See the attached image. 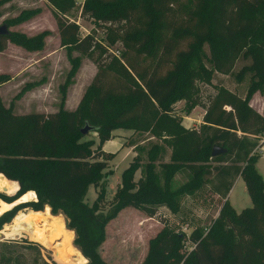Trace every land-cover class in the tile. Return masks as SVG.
Returning <instances> with one entry per match:
<instances>
[{
	"label": "trees",
	"instance_id": "obj_1",
	"mask_svg": "<svg viewBox=\"0 0 264 264\" xmlns=\"http://www.w3.org/2000/svg\"><path fill=\"white\" fill-rule=\"evenodd\" d=\"M48 1L61 13L55 14L61 45L89 57L97 72L74 110L18 115L0 104V191L7 194L0 193V199L12 203L28 191L36 193V200L2 213L0 228L22 209L48 206L74 232L73 245L86 264H107L99 247L106 224L121 209L132 206L153 217L157 206H165L176 214L183 196L207 184L222 199L217 217L205 230L195 228L189 235L164 225L149 240L140 264H264V180L255 167V149L264 139V109L261 115L248 105L256 90L264 91V0H84L79 16L114 26L113 40L120 38L124 47L119 57L98 45L93 35H81L78 23L66 16L72 0ZM256 30L261 48L252 46ZM40 37L5 31L0 33V52L7 40L39 49ZM80 55L68 53L69 75L81 66ZM239 57L250 60L236 74L238 80L250 75L245 96L219 87L207 100L199 129L183 126L174 106L182 99L199 104L192 90L205 72L203 58L228 74ZM8 80L0 74V85ZM85 125L97 132L95 150L92 141L82 140ZM119 128L155 137L164 133L171 152L157 171L154 162L162 146L151 143L144 164L138 159L122 171L114 203L104 210V159L113 154L101 144ZM213 146L226 151L212 157ZM137 169L141 175L134 181ZM182 170L190 173L189 179L173 186ZM239 176L251 206L236 212L227 196ZM88 186L98 188L91 204L85 201ZM185 241L192 243L187 252ZM0 264H12L11 259L1 255Z\"/></svg>",
	"mask_w": 264,
	"mask_h": 264
},
{
	"label": "rangeland",
	"instance_id": "obj_2",
	"mask_svg": "<svg viewBox=\"0 0 264 264\" xmlns=\"http://www.w3.org/2000/svg\"><path fill=\"white\" fill-rule=\"evenodd\" d=\"M0 1V27H5L9 34H21L27 38L40 35L42 42L39 49H27L7 40L6 49L0 52V74L7 75L9 80L0 85V104L4 108H11L18 115L43 112V109L57 111L60 107L69 110L76 104L81 90L84 94L97 72L95 63L89 57L61 45L55 20V14L61 13L52 2L48 0ZM72 1L66 16L78 23L81 35H93L98 45L119 57L124 47L120 38L113 40L114 26H110L108 22L81 18L79 14L84 0ZM140 20L144 21V18L141 17ZM121 33V31L118 32L120 35ZM257 33L256 30L251 36L253 48H261L262 45ZM69 52L72 56L80 55L81 57V66L74 75H69L71 67L68 59ZM99 52L97 51L94 56ZM204 52L205 55L210 54L208 46L204 47ZM202 62L205 72L196 77L192 90L199 104L192 105L190 99H182L174 106L175 112L181 117L182 125L187 128L199 129L207 100L219 87H225L243 98L249 85V74L242 80H238L236 74L244 65H248L250 60L237 58L228 74L212 68L205 58ZM210 71L211 76L208 75ZM248 105L255 111L260 109L263 113L264 91L256 90L251 95ZM124 133L125 135L120 136L122 144L126 147L134 146L132 152L125 150L117 157L116 152L114 154L116 158H103L106 179L102 182L105 199L101 207L104 210L114 203L115 192L121 184L122 171L138 159L139 165L144 164L147 160L146 152L151 143L162 146L158 161L154 162L157 165V171H159V163L169 160L171 148L166 145L168 135L163 133L162 136L155 137L153 133L140 135L135 132L126 134L129 132L125 131ZM82 140L92 141L94 150L99 143L96 131H90ZM259 142L261 144L262 140ZM255 153L259 156L255 167L264 180V157H261L257 148ZM140 175L141 170L137 169L133 176L134 181H137ZM189 177L190 173L187 170L180 171L173 178V186L183 184ZM0 193L5 194L3 191ZM97 193L98 188L88 186L85 201L91 204L96 199ZM229 202L236 212L251 206L241 177H237L234 182V191ZM180 203L181 208L178 213H172L165 206H157L153 217H148L136 207L127 206L121 209L105 226V238L99 247L101 258L107 264H140L148 252L149 240L164 225L185 235H189L195 228L205 230L217 217L222 199L206 184L193 195L183 196ZM27 210L30 209L25 208L18 212ZM43 218L42 226H40L45 243L40 244L34 241L29 231L19 230L17 227L12 236L6 238L1 236L0 256L9 257L12 264H86L87 259L73 245L74 232L66 228L64 217L53 216L49 208V215ZM12 221L6 224L10 226ZM6 224L0 228V232ZM3 243H6L7 247ZM191 247L192 243L185 241L183 251L187 252Z\"/></svg>",
	"mask_w": 264,
	"mask_h": 264
},
{
	"label": "bare ground",
	"instance_id": "obj_3",
	"mask_svg": "<svg viewBox=\"0 0 264 264\" xmlns=\"http://www.w3.org/2000/svg\"><path fill=\"white\" fill-rule=\"evenodd\" d=\"M36 200L35 193L33 191H28L15 200L12 203H6L0 199V215L5 211L11 209L14 205L21 202ZM49 215V207H44L43 211H32L27 210L26 212H18L17 215L12 219V224L9 226L6 224L4 229L0 232V236L10 237L14 234V229L19 228V230L29 231L31 238L40 244L45 243L43 238V232L41 231V226L43 222V217ZM41 225V226H40ZM16 226V227H15ZM11 227V228H10Z\"/></svg>",
	"mask_w": 264,
	"mask_h": 264
},
{
	"label": "crops",
	"instance_id": "obj_4",
	"mask_svg": "<svg viewBox=\"0 0 264 264\" xmlns=\"http://www.w3.org/2000/svg\"><path fill=\"white\" fill-rule=\"evenodd\" d=\"M96 74V73H95ZM95 76V75H94ZM93 76V77H94ZM93 79V78H92ZM82 90H81V93H80V95H79V97H78V100H77V102H76V104L73 106V107H70L69 108V110H74L75 108H76V106L78 105V103H79V101H80V99H81V97H82ZM68 109V108H67ZM259 114H261V115H263V113H262V111L260 110V109H257L256 110ZM43 112H45V113H52V112H55V110H53V111H46L45 109H43ZM129 132V133H126V134H131L133 131L132 130H128V129H122V128H119V129H116V130H114L113 132H112V137H111V139H109V140H107V141H105L104 143H102L101 144V147H102V150H104L105 152H107V153H111V154H113V158L115 157L114 156V154L117 152V155H116V157L120 154H123V152L126 150V151H129V153L130 152H132V150H133V147L134 146H130V147H126V146H123V144H122V140H121V138H120V136H123V135H125V133L124 132ZM115 157V158H116ZM261 157H264V156H261ZM240 177V176H239ZM233 191H234V183H233V186L231 187V190L229 191V193H228V196H227V198H228V200H229V198H230V196L232 195V193H233ZM18 204V203H17Z\"/></svg>",
	"mask_w": 264,
	"mask_h": 264
},
{
	"label": "water",
	"instance_id": "obj_5",
	"mask_svg": "<svg viewBox=\"0 0 264 264\" xmlns=\"http://www.w3.org/2000/svg\"><path fill=\"white\" fill-rule=\"evenodd\" d=\"M6 31V28L5 27H0V33H5ZM91 130V127L85 125L83 128H81V133L83 135H86L87 133H89ZM225 149L224 148H221L219 146H213L212 148V151H211V156H216V155H219V154H222V153H225ZM27 202V201H26ZM22 203V202H21ZM19 204V203H18ZM17 205V204H16ZM15 206V205H14ZM1 238V236H0Z\"/></svg>",
	"mask_w": 264,
	"mask_h": 264
},
{
	"label": "built area",
	"instance_id": "obj_6",
	"mask_svg": "<svg viewBox=\"0 0 264 264\" xmlns=\"http://www.w3.org/2000/svg\"><path fill=\"white\" fill-rule=\"evenodd\" d=\"M257 150L261 156H264V139L262 140L261 144L257 147Z\"/></svg>",
	"mask_w": 264,
	"mask_h": 264
}]
</instances>
